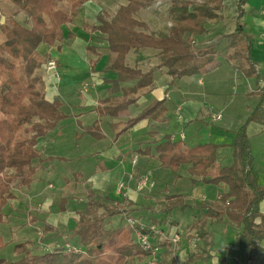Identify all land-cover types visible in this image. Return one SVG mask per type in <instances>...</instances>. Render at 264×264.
I'll return each instance as SVG.
<instances>
[{
    "label": "trees",
    "instance_id": "16d2710c",
    "mask_svg": "<svg viewBox=\"0 0 264 264\" xmlns=\"http://www.w3.org/2000/svg\"><path fill=\"white\" fill-rule=\"evenodd\" d=\"M11 4L12 13L0 24V222H3L4 207L14 199V183L31 187L38 173V164L53 157L43 158L37 149L40 140L57 129L67 118L59 99L50 101L41 70L51 54H42V47H57L65 40V26L72 23L80 9L92 0H5ZM251 0H238V17L235 29L227 34V61L245 78L255 80V95L258 103L246 121L235 132L231 142L233 161L222 165L217 176L210 173L216 169L218 151L222 145L203 143L186 148L181 141L166 135L150 149L162 169L177 174L182 166H188L191 183L225 185L226 192L219 193L214 202L202 206L204 218L191 227V240L198 239V253H192L190 262L209 261L208 249L213 240L209 237L210 221H227L239 230L236 264H254L259 254L264 253V182L255 161L248 134L251 123L264 125V75L258 63L252 60V37L242 22L247 15L246 5ZM154 0H128L115 15L100 12L99 25L94 29L106 36L109 61L105 70L116 79L110 80V96L102 100L96 111L99 116L117 117L138 101V92L154 86L155 68L148 72L127 64L130 52L152 49L158 51L159 67L168 69L173 78L201 75L209 69L215 56V47L206 51L195 48V38L208 33V24L223 18L224 0H172L169 7L171 27L168 31L149 32L148 24L137 15L150 8ZM15 8V9H14ZM9 10V9H8ZM24 14L25 23L18 20ZM253 14V12H252ZM7 16V14H4ZM258 16V14H253ZM71 35L69 34V37ZM88 47V52L93 51ZM168 110L165 100H156L144 108L135 118L128 119L117 136H121L143 120L160 122ZM97 139H102L100 121L85 128ZM90 200L84 210L77 213L71 234L72 244L83 248L85 254L69 252L65 245L43 253L31 254L23 250L31 242L17 245L15 253L22 254L16 261L1 259L0 264H134L144 262L149 253L135 239V230L122 222L108 227L109 219L129 212L132 203L117 201L103 193L90 191ZM185 195L166 197L163 212L165 224L176 209L185 205ZM69 199L63 198L59 212H66ZM128 205V206H127ZM156 221V220H155ZM54 230L46 225L44 234ZM146 233L155 236L151 225ZM201 241V242H200ZM70 242V241H69ZM154 245L164 247L159 253L161 264H176L170 243ZM0 240V250L4 248ZM201 253V254H200ZM200 254V255H199ZM205 255V257H203Z\"/></svg>",
    "mask_w": 264,
    "mask_h": 264
},
{
    "label": "crops",
    "instance_id": "0c3cea01",
    "mask_svg": "<svg viewBox=\"0 0 264 264\" xmlns=\"http://www.w3.org/2000/svg\"><path fill=\"white\" fill-rule=\"evenodd\" d=\"M96 4L93 0L86 3L83 6V8H86L85 14L87 15V12L96 10ZM252 5V2L246 5L248 12L245 16L248 17L250 15L251 21L247 22L244 17L242 22L245 24L246 32L252 37L253 53L254 42H258L260 51H264V0H258L254 3L255 6ZM252 12L253 14H258V16H253ZM0 14L1 17H4L1 12ZM249 26L255 31L258 38L249 32ZM206 35L197 39L201 40ZM66 37L65 29V39ZM75 37L71 45H64L61 52L56 54V57L54 55L56 52H52L55 58L51 54V59L56 60L58 64V72L62 68L64 70L65 75L63 74L62 79L58 83H54L52 77L45 71L44 79L47 98L50 101L59 99L63 104L62 111L67 115V118L60 122L56 130L52 131L53 135L50 132L37 145L42 157H53V159L50 158L47 162H44V165H40L39 173L32 183V185H38L37 190L41 191L37 195L40 194L42 196L46 193L43 187L44 183H46L45 177L54 176L55 178L59 175L57 173L59 165L74 159L77 164L76 171L73 169L72 174L78 177L79 182L69 186L64 185L63 181L60 191L65 189L71 193V190L77 188L74 191L82 190L103 193L119 202L124 199L126 200L125 204H128V202L132 203L134 205L132 209H137L141 212L145 222H148L147 225H151V227L156 229V235L152 239L153 242H158L159 240L161 242L162 238L158 235L167 230L164 228V224L159 225L163 219L153 216L156 213L150 207L154 200L153 194L156 191L159 192L160 205H165L167 196L182 194L186 197L185 205L181 207L183 211L180 212L181 208H179L174 212L181 214L184 221H179L186 223L185 226L190 231L196 222L204 218L205 212L202 209L198 214L194 212L193 210L198 207L195 208L193 203L197 201L203 206L206 203L214 202L219 193L226 192L227 188L225 185L216 186L204 183L194 186L191 183L188 166H182L177 174L172 173L170 170L162 169L160 162L153 155V152L151 153L150 149L166 135L171 136L175 141H177L175 136L178 135L179 138L183 136L184 139H180V141L186 148H192L203 143L222 145L218 151L216 169L210 173L212 177L217 176L220 166L226 165L224 160L227 150L231 152L233 150L230 148V143L235 132L246 121L258 103V97L254 94L255 89H253L255 80L253 78H245L231 62L223 58H218L216 63L201 75L190 77L189 80L191 81L185 84L182 83V79H179V84L176 85V81H173L168 75L167 69L155 68L154 86L140 90L136 104L130 106L117 117L99 116L96 108L102 100L110 96L109 81L116 79L112 72L105 70L109 61V51L108 49L105 52L94 49L92 51L94 54L90 55L88 54L90 53L88 48L82 50L81 42L78 40L76 33ZM215 40L218 39L215 38ZM158 57V52L152 49L140 52L132 51L127 56V64L147 72L159 64L157 62ZM258 70L264 75V72L259 69V65ZM86 85H88L87 90L84 89ZM80 91L82 94L78 95ZM156 100L166 101L168 112L162 121L143 120L123 135L117 136V133L121 131L122 126L128 119L135 118L144 108ZM215 112L224 113L223 118L218 122L212 119V115ZM70 118H73L74 121H68ZM96 121H100L102 139H97L90 133L85 132V128L91 127ZM174 121L177 126H180L178 130H176ZM252 126H255L253 136L250 134ZM183 130L186 132L183 133ZM71 133H73V136H71ZM248 134L254 152L252 137H254L255 142L259 140L261 145L264 144V141H262L264 140V137L262 139V136H264V125L251 123ZM227 135L229 138H227ZM72 137L74 138L73 142L70 140ZM64 151L68 153L66 154L68 156L64 154ZM256 158L255 156L256 165L261 171L264 182V155L259 161ZM89 159H93L95 162L86 165V163H89ZM45 163L49 164L45 165ZM131 176L134 177L132 181L130 180ZM143 176L149 177V183L142 189H138L137 180ZM62 179L65 178L62 177ZM123 182L128 186L127 196L118 191V186ZM52 185L50 183L49 188ZM64 186L66 187L64 188ZM33 194L35 196L36 192ZM134 197H136V201H134ZM49 209L44 210L42 208L39 211L40 213L33 215V220H40V224L43 222L45 225L48 224L55 228L54 221L60 215L65 216L69 212L68 218L70 219L71 217L72 207L70 200L66 212L58 211L59 213H52L47 216ZM84 209H79L75 212H80ZM163 210L164 206L159 213H162ZM261 211L264 212V201L261 204ZM171 215L166 218L167 222L165 225L171 220H177L176 218L167 220ZM117 222V226L122 222L125 223L122 220ZM112 224L113 218L109 219L108 225L113 227ZM35 229L38 231L37 234L42 236L41 239H43L46 246L51 247L53 240V237H49L51 233H47L46 237H44V227L38 225L35 226ZM175 231H178V229ZM209 231V237L213 240L212 247L218 246L224 240L228 241V232H232V235L236 234L233 250L237 251L239 230L232 226L226 218L221 221H210ZM67 243L70 242L64 241V245ZM55 248L53 247V249ZM208 250L211 249L209 248ZM209 254L211 258L207 262L205 261L206 259L202 258L198 263L190 262V255L187 253H184L179 259L175 258V260L176 264H181L180 260L189 264H220V262L224 261L217 256L214 248ZM254 264H264V253L258 255Z\"/></svg>",
    "mask_w": 264,
    "mask_h": 264
},
{
    "label": "rangeland",
    "instance_id": "374dc122",
    "mask_svg": "<svg viewBox=\"0 0 264 264\" xmlns=\"http://www.w3.org/2000/svg\"><path fill=\"white\" fill-rule=\"evenodd\" d=\"M171 1L172 0H154V4L150 8L142 10L137 15L138 19L148 24L150 32L157 33L160 31H168V29L171 27V20L168 14ZM257 1L258 0H251L249 3L251 4L252 2L253 3L252 6H255L254 3H256ZM93 2L97 3L96 10H94L93 12H87V15H86L85 14L86 8L82 7L83 9L82 8L80 9L81 13L79 12V15H78L79 17L77 16L76 18H74L72 23L64 27L66 29L67 37L65 41H63V43L61 44V49L64 47V45H71V43L76 38L75 33L77 34L78 40L81 42L80 44L82 45V50L87 49L89 46H91L93 49H99L100 51H104V52L108 49L107 42H106V36L94 29L96 26L99 25V22L97 21V15L100 12L104 11V12H107L109 15L113 16L115 15V13L119 10L121 6H124L128 3V0H93ZM224 2H225L224 3L225 7H224L223 14H222L223 18L220 20V22L209 23L208 33L207 35L205 34L206 35L205 38L201 40L195 38V41H194L195 48L198 49L199 51L200 50L206 51V49L208 50V48L211 46L215 47L216 52H215V56H213L214 60L211 66H213L216 63L218 58L227 59V54L229 53V49H227L228 41L225 38V36L235 29L236 19L238 17V0H224ZM10 5L11 4L7 3L5 0H0V12L2 13V15L7 14V16L4 15V17L0 16V23L5 22L8 16L12 13L13 8ZM25 19L26 17L24 14H20L18 16V20L22 23H25L24 22ZM245 20L247 22H250L251 21L250 15L248 17H245ZM249 32L256 35V38H258V35L255 33V31L251 27L249 28ZM69 34L71 35L70 37H68ZM215 38H217L218 40H215ZM48 50H50L49 51L50 54H52V52L54 53L56 52L54 54L55 57L58 52H61V50L58 49L57 47L49 48V47L41 46L40 51L42 54L46 53ZM88 54L92 55L94 54V52L91 51ZM55 57L53 56V58ZM252 60L254 62H257L259 65V69L262 72H264V51L263 50L260 51L258 47V42L257 43L254 42L253 44ZM157 62L160 64L161 62L160 57H158ZM46 64L47 62L44 64V68L41 70V73L44 77L46 75L45 73ZM159 64L155 66L154 68H165V67H159ZM209 69L207 68V70ZM167 72H168V69H167ZM63 74L65 75L64 70L62 68L59 71L60 79H62ZM168 75L173 79V81H176L175 82L176 85L179 84L178 78H173L169 74V72H168ZM181 79H182L183 84H185L188 81H191L189 80L190 77H184ZM255 88H256L255 84H253V89ZM79 94H82L81 91L78 92V95ZM223 114L224 113H222V118H223ZM174 119L176 120V118ZM68 121L71 122V121H74V119L70 118L68 119ZM174 125L177 128L176 130L180 128V126H177L175 124V121H174ZM182 132L185 133L186 131L183 130ZM51 133H52L51 135L54 134L53 132ZM254 133H255V126H252L250 134L253 136ZM71 136H73V133H71ZM263 137L264 136H262V139ZM176 138H177V141H180V139L182 140V136L181 138H179V136L177 135L175 136V139ZM227 138H229L228 135H227ZM70 140L73 142L74 138L72 137L70 138ZM252 141L254 144V154L257 157L256 160L259 161L260 158H262V156L264 155V144L261 145L259 140L255 142L254 137H252ZM230 148H232L231 143H230ZM232 153H233V150L232 152L230 150H227L226 158L224 160L226 165H231L232 159H233ZM64 154L66 155L68 153L64 151ZM43 158L46 159V156H43ZM44 162H47V160L43 161L42 163L40 162L38 164V168H40V165L41 166L44 165ZM75 162L76 161L73 159L68 163L60 164L58 167L59 170H57V173H59V175L56 176L55 178L54 176L45 177L46 183H44L43 187L45 188L46 193L42 196H40V194L37 195L38 193H41L39 189L37 190L38 185H31V187L27 188L25 186H22L19 180H17L14 183V189H13L14 199L10 200L8 204L4 207L3 212L5 214V217H4L3 222H0V240H2L5 245L4 248L0 250V260L6 259L7 261L11 262V261H16L17 259L22 257V254L19 255L18 253H15V250L17 248L16 246L20 245L21 243L28 242V241L31 242L32 244L25 247L23 250H28L31 252V254L32 253L33 254L43 253V252L52 250L53 247L55 248V247L64 245V241H67V242L70 241L69 244L73 245L72 244L73 242L71 240V234L76 224V220H77L76 215L79 212V211L77 212L75 211L86 208L87 203L90 200V197L88 194L90 191H82V190L74 191L77 189L75 188L74 190H71V193H70L64 189L66 186H64L63 188L64 190L60 191V186L62 185L63 181H64V185H69V186L79 182L78 177L72 174L73 169L76 171L77 162L76 163ZM88 162L89 163H86V165L94 163L95 161L93 159H89ZM48 164L49 163H45V165H48ZM38 173H39V170H38ZM62 177L65 179H62ZM50 183L53 184L55 187L53 188V185H52V187L49 188ZM35 192L36 194L34 196L33 193ZM63 198H67L70 200V204L72 207V213L70 211L71 217L70 219L68 218L69 217V212H68L67 214H65V216L60 215L57 220L54 219L55 220L54 225H56L54 226L55 227L54 229L56 230H51L47 232V233H51L49 237H53L51 247H47L43 239H41L42 236H39L37 234L38 231L35 229V226H38V225L45 228L47 224L45 225V223L43 222H41L40 224L39 223L40 220L38 221L33 220V215L38 213L42 208H44V210H46L47 208H50L49 212H47L46 214L47 216L51 215L52 213H59L58 211H59L60 203ZM153 199L154 200L152 201L151 206H150L152 210L154 209V212H156L155 214H153V216L158 219H164L166 217V214L163 212L159 213V211H162V208L164 205L162 204L160 205L159 200L161 198H160L158 191H156L153 194ZM134 201H136V197H134ZM193 204H195V208L198 207L196 210H193L194 212L198 214L200 210L202 209L201 207L202 204L197 201ZM132 206L134 205H131L130 207H128L129 212L127 214H124L122 216H117V218L115 217L116 219L113 218V224H112L113 227L117 226L118 220H122L126 222V218L128 217L135 218L147 226L148 222L147 223L145 222V218L141 216L142 213L139 212L137 209H132ZM179 211L182 212L183 209L181 208ZM174 218H176L177 220H171V222H168V224L166 225L164 224V228L167 229L166 231L164 230L159 235L157 234L160 238H162L161 242L167 241L170 243L169 248L173 250L174 252L173 254L176 259L177 258L179 259L182 255H184V253H187L189 255H191L192 253H197V252L199 253L202 250V248L201 249L198 248L196 240L190 241L191 230L188 231V228L185 226L186 223L184 224L182 222L184 221V218L181 216V214L179 215L178 212H174L171 215V217L167 220L174 219ZM179 220H182V221L180 222ZM175 222L177 223L175 224ZM107 226L111 227L110 225H107ZM172 228L174 229L172 230ZM176 229H178V233L180 235L181 240L177 245H174L168 240V238L170 237L171 232L175 231ZM47 233L45 234L44 237H46ZM162 234H164V236H162ZM228 235H229L228 241L224 240L218 246L210 247L211 250L214 248L217 252V256L224 260L222 263L220 262V264H226V263L236 264V250H233L234 237H236V234L232 235V232H228ZM159 242L160 240L158 242H153V243L158 244ZM158 248L160 252L164 250V247L160 245L158 246ZM227 248H230L231 250L228 257L226 256ZM211 250H208V251L210 252ZM78 253L85 254V251L83 248H80ZM180 262L181 264L182 263L189 264L187 262H182L181 260ZM134 264H146V263L136 262Z\"/></svg>",
    "mask_w": 264,
    "mask_h": 264
},
{
    "label": "built area",
    "instance_id": "2783aa9c",
    "mask_svg": "<svg viewBox=\"0 0 264 264\" xmlns=\"http://www.w3.org/2000/svg\"><path fill=\"white\" fill-rule=\"evenodd\" d=\"M46 72L52 77L54 83H58V81H60V76H59V72H58V64H57L56 60L50 59L47 61ZM261 84L263 85L264 81H261ZM87 87L88 86L86 85L84 87V89L87 90ZM212 119L215 122L220 121L222 119V112L214 113L212 115ZM182 139H184L183 136H182ZM133 179H134V177L131 176L130 180L132 181ZM148 183H149V177L148 176L140 177L137 180V187H138V189H142ZM118 191L121 194H123L124 196H127V191H128L127 184L125 182L121 183L118 186ZM126 225L135 230L136 242L139 244V246L144 251L149 253V256L147 257V259L144 262L146 264H161V258L159 256V253H160L159 248L156 247L154 245V243L152 242V237L148 233H146V225H144L143 223H141L140 221H138L137 219L132 218V217L126 218ZM151 230H153L154 233H156L155 228L151 227ZM162 236H164V234H162ZM168 240L171 243H173L174 245H177L181 240L178 231H174V232L172 231ZM196 242L198 243L199 240L196 239ZM65 246L69 252L78 253L79 249H80V247H77L75 245H71L69 243L65 244ZM230 251H231L230 248L226 249V256L227 257L229 256ZM236 261H238L237 258H236Z\"/></svg>",
    "mask_w": 264,
    "mask_h": 264
}]
</instances>
